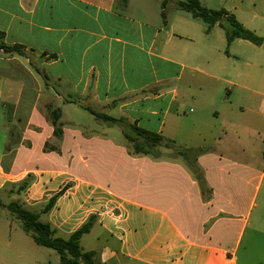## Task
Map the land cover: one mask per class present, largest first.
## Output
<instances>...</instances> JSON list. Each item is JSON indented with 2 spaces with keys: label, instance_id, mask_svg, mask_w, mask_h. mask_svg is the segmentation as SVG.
I'll use <instances>...</instances> for the list:
<instances>
[{
  "label": "crops",
  "instance_id": "1",
  "mask_svg": "<svg viewBox=\"0 0 264 264\" xmlns=\"http://www.w3.org/2000/svg\"><path fill=\"white\" fill-rule=\"evenodd\" d=\"M162 1L0 0V46L20 50L0 47V194L64 239L92 217L80 248L101 264H236L264 179V161L259 170L233 131L264 134V0H224L221 10L262 40L225 42L229 50L200 48L194 24ZM186 71L189 90L215 93L222 81L258 97L191 100L199 111L190 123L210 132L218 124L223 144L177 149L189 159L165 149H176L185 127ZM86 107L160 135V158L135 154L120 123ZM235 111V123L222 119ZM190 133L206 142L204 132ZM28 175V188L10 195V184ZM42 248L21 225L1 220L0 264H47Z\"/></svg>",
  "mask_w": 264,
  "mask_h": 264
},
{
  "label": "rangeland",
  "instance_id": "2",
  "mask_svg": "<svg viewBox=\"0 0 264 264\" xmlns=\"http://www.w3.org/2000/svg\"><path fill=\"white\" fill-rule=\"evenodd\" d=\"M223 2L224 0H201V6L212 10H221ZM171 3L172 2H169L167 5L168 11H171L175 14V16L182 17L194 24L195 32H197V34L199 35V39L201 41L200 48H203L204 45H207V46H217L220 47L221 49L229 50V48L226 45L227 43L225 44L226 42L225 32L222 28L218 26L208 28V26L204 24L202 21L193 19L190 16V14L178 9L173 10L172 7H170ZM196 38L198 39V37ZM188 76L189 75L187 74L186 71L180 83L181 87L179 91L181 100H187L185 102L186 106L184 108V112H182V113H186L183 115V117H185V120L183 122V125L185 127L183 128L180 136L177 138L178 140L173 142L174 147L176 149H180V148H185V145H188V147H191L193 149H202L205 146L211 147V146L219 145L220 143L223 144L222 142L218 141V137L223 136V133L221 132V128H219L218 124L216 126L217 130L214 129L210 132L208 130L201 128L200 125H193L190 123L191 118L194 117L195 111L196 112L199 111L198 106L194 104L191 100H199V99L214 100V98H216L217 96L218 99L224 98L225 100H227L228 98V100H236L239 102V100H257L256 98L258 97L250 92L228 86L222 81H219L218 83L214 84L215 88L216 87L219 88V90L215 91V93L207 90L199 92L197 86H194L193 88H191V90H189ZM198 78L199 76L197 75L196 79L199 80ZM239 116H240L239 111H235L233 114L222 115V119L226 118L229 119L231 123H235ZM233 129L232 130L234 132H237V134L235 135L236 137H239L240 140H243L250 145V149L251 148L252 149L249 151L250 153L249 155L255 158L256 166L258 167L259 170H262L263 169L262 164L264 161V152L262 151L264 150H262L261 144L262 142H264V134H261L259 137L258 136L250 137L246 133L243 134L242 130L239 128H233ZM193 130L204 132V135H206L205 136L206 142L202 143L199 139L190 138L191 135L190 132ZM224 131H226L225 128ZM231 132L232 131L227 130V141L225 142L226 144H231L232 140L233 139L235 140V136ZM231 138L233 139L231 140ZM223 140L224 137H222V141ZM185 143H190V144H185ZM0 201L3 204H7L10 200L7 195L1 193ZM4 218L11 219L17 225L20 226V222L15 218V216L12 213H10L6 209H0V222ZM92 236L93 235L91 234L83 237L81 241V247L83 249H87L88 247H90V244L92 243ZM41 250L46 253L44 257L47 260V264L59 263V255L55 251L46 248H42ZM235 255L237 259L236 264H264V179L260 186V189L257 192L255 198V205L250 210L249 226L245 234L242 236L235 250Z\"/></svg>",
  "mask_w": 264,
  "mask_h": 264
},
{
  "label": "trees",
  "instance_id": "3",
  "mask_svg": "<svg viewBox=\"0 0 264 264\" xmlns=\"http://www.w3.org/2000/svg\"><path fill=\"white\" fill-rule=\"evenodd\" d=\"M173 1H176L179 10L190 14L193 19L202 21L208 28H212L215 25L222 28L225 32L227 44L235 39L245 40L255 45L262 43V40L258 36L244 28L232 14H228L224 10H212L203 7L201 6V0H163L161 3L162 8H165L169 2ZM0 47L7 53H20L19 48L16 46ZM85 109L98 120L120 123L123 127L124 137L132 144L135 154L149 155L155 159L160 158L163 143V138L160 135L146 132L125 120H115L106 115L96 113L90 108L86 107ZM53 124H56V120H53ZM55 133L59 136L60 130L56 129ZM165 149L170 150L171 156L189 159L187 151L174 149L171 147V144L165 146ZM31 182L32 176L28 175L24 180L10 184L11 189L9 194L23 193ZM61 194L62 192H59L50 198L42 212H49ZM0 209H6L12 213L20 222L22 230L30 235L37 246L55 251L59 255L60 264H101L95 252H82L80 248V239L83 235L88 234L92 227L94 221L92 217L64 239L56 236V230L50 224L40 220L39 213L25 208L15 200H10L7 204H3L0 201Z\"/></svg>",
  "mask_w": 264,
  "mask_h": 264
}]
</instances>
